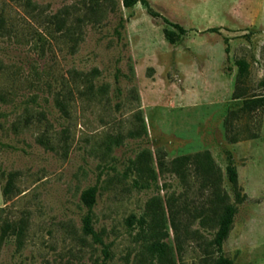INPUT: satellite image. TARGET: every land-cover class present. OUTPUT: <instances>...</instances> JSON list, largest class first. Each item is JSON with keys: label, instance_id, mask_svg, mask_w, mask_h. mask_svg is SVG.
<instances>
[{"label": "rangeland", "instance_id": "obj_1", "mask_svg": "<svg viewBox=\"0 0 264 264\" xmlns=\"http://www.w3.org/2000/svg\"><path fill=\"white\" fill-rule=\"evenodd\" d=\"M31 1L0 0V264H215L211 191L170 168L203 151L237 206L223 256L264 264V0Z\"/></svg>", "mask_w": 264, "mask_h": 264}, {"label": "trees", "instance_id": "obj_2", "mask_svg": "<svg viewBox=\"0 0 264 264\" xmlns=\"http://www.w3.org/2000/svg\"><path fill=\"white\" fill-rule=\"evenodd\" d=\"M24 1H25V5L29 7L31 10H33L34 8L33 2L31 0H24ZM137 1L138 0H123V5L125 7H131ZM143 2L146 4L147 10L149 11L150 14L154 16H158V13H156L149 7L147 1L144 0ZM62 20L63 19L55 20L56 24H58L59 27L62 26V24L64 23ZM164 20L170 23L172 26L176 27L181 33L185 31V29L178 23H171L166 18H164ZM5 28L6 27H5L4 18L0 17V34H4L6 30ZM164 32L168 40H170L171 42H175L176 35L174 34L173 31L165 29ZM237 63H238V73L236 78L237 85L233 93V98H243L244 100L243 104L239 109L253 111L258 107L262 106L263 95L247 96L246 92L242 91V88L239 86V84L243 82V78L247 73L248 64L244 59H239ZM92 72H96V70L93 69ZM90 74H86V73L82 74V80L88 83L86 89L81 91L83 93L84 92L89 93L93 88V83L91 81V78L89 77ZM60 105L62 106L63 109H65L64 103L60 102ZM232 140H235V137H232ZM170 163H171L170 164L171 171L178 174L181 178L185 177L188 167L192 164L194 166V170L196 171V173L200 175L202 178L203 187L208 188L211 191L212 200L210 202L212 203V205H214L215 203L214 205L215 208H213V215L211 217L209 216V219L214 221L216 226V231L214 233L212 243L216 246V250L220 253L215 264H233L227 257L223 256L222 245L231 230L234 216L237 212V206L235 203L229 201V194L222 189L221 173L217 165L215 166L210 153L208 151H203V152H198L194 155H188V154L181 155L172 159ZM226 174L228 181L230 182V185L234 192L236 201L241 202L245 197V195L240 194L238 181H237V169L231 155L228 156ZM11 188H12V179L10 177L7 183L3 187V194L7 196ZM96 192H97L96 186H92L84 190L81 194V200L85 204L88 210H90L93 204L95 203ZM82 230L86 234H92L93 236H97L95 231L93 230L91 224V215L89 212H87L82 217ZM8 231L21 234L22 228L21 226H16L9 222H5L1 226V237L7 234ZM99 240L101 241L100 238ZM97 264H104V260Z\"/></svg>", "mask_w": 264, "mask_h": 264}]
</instances>
